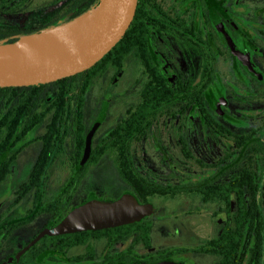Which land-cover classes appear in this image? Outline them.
<instances>
[{
    "label": "flooded vegetation",
    "instance_id": "af4514ba",
    "mask_svg": "<svg viewBox=\"0 0 264 264\" xmlns=\"http://www.w3.org/2000/svg\"><path fill=\"white\" fill-rule=\"evenodd\" d=\"M133 21L108 65L80 95L66 96L65 116L45 112L8 149L0 264H264V0H138ZM220 65L227 72L213 91ZM108 69L110 92L90 94L92 86L107 91L99 86ZM52 123L61 127L50 133ZM34 144L28 174L12 182L18 157ZM38 161H67L70 174L53 184L47 170L31 175ZM102 165L123 181L112 201L130 195L151 212L125 225L48 233L97 198L101 182L87 174ZM161 199H173L175 209L158 214L156 237L151 216ZM165 213L174 215L172 229Z\"/></svg>",
    "mask_w": 264,
    "mask_h": 264
},
{
    "label": "water",
    "instance_id": "95a60500",
    "mask_svg": "<svg viewBox=\"0 0 264 264\" xmlns=\"http://www.w3.org/2000/svg\"><path fill=\"white\" fill-rule=\"evenodd\" d=\"M137 2L98 0L73 20L21 35L12 42L0 41V88L48 83L91 68L123 37L134 18ZM215 23L221 27L217 19ZM90 137L83 159L90 150ZM150 212V205H139L130 195L111 202L91 200L72 210L47 232L59 234L115 227L139 221ZM131 264L176 263L138 261Z\"/></svg>",
    "mask_w": 264,
    "mask_h": 264
},
{
    "label": "trees",
    "instance_id": "16d2710c",
    "mask_svg": "<svg viewBox=\"0 0 264 264\" xmlns=\"http://www.w3.org/2000/svg\"><path fill=\"white\" fill-rule=\"evenodd\" d=\"M27 1L21 0L20 4L16 6H10L8 2H6V6L0 5V15L3 17L0 19L1 42H12L21 35L39 32L73 20L98 2V0H52L47 9L34 10L33 13L25 16L21 23H14L8 18V15L24 9ZM134 22L132 20L118 45L127 39L132 30L131 25L133 26ZM114 48L91 68L78 74L33 86L0 88V182L7 176L10 168L7 163L10 157H7L8 149L15 147L18 138L28 135L45 116V112H54L56 113L55 117L65 116L64 112L69 111V107L65 106L66 96L80 95L83 91V82L84 86H87L101 68L108 65ZM53 92H56L57 96L55 103L44 107L43 110L41 107L44 106L46 97ZM49 126L50 124L47 126V132L50 129ZM51 126L54 129L52 131L50 129V133L55 131L56 127H61L56 123H52ZM44 153L46 152L43 149L41 155ZM46 169V164H40L38 161L33 167L31 175H42L46 172ZM126 169L124 174H127Z\"/></svg>",
    "mask_w": 264,
    "mask_h": 264
},
{
    "label": "rangeland",
    "instance_id": "374dc122",
    "mask_svg": "<svg viewBox=\"0 0 264 264\" xmlns=\"http://www.w3.org/2000/svg\"><path fill=\"white\" fill-rule=\"evenodd\" d=\"M52 0H31L30 5H27L24 9L19 10L15 13L9 14L8 18L10 20H12L14 23H21L25 16L31 14L34 12V10H43L44 8L47 9L48 6H50ZM3 18L0 15V19ZM220 72H227V69L224 67V65H220ZM223 72H221V77H216V83H214V89L213 91H215V89L217 88L216 84L222 83V77L224 78ZM228 77L230 78V74H227ZM226 75V76H227ZM113 76V71H110L109 69L106 71V73L104 74V76L102 77V80L100 81L101 85L99 86L100 88H105L107 89L106 92H104L103 90H98L97 88L93 86L90 90V94L93 95H101V97H104L108 94V92H110L109 89V83L111 81V78ZM121 86L123 87L124 91H126L125 88H127L125 86V83L120 82ZM125 93V92H124ZM127 93H131L129 90L127 91ZM119 100H122L121 97H119ZM118 107H116V109H110L108 114L109 119H113L118 112L122 111L121 107H122V102L117 104ZM38 148V144H34L32 146L29 147V150H27V152H23L22 154H20V156L18 157V161L15 164L14 167V171H13V178H12V182H14L15 180H17L19 178L20 175L23 174H28V171L31 168V163H32V159L35 157V152L36 149ZM107 159L109 161V159H112V155H107ZM29 165V166H28ZM70 169H71V165L68 164L67 161L64 162H57L54 165H51L49 167H47V175L50 177V181L54 182L58 181L60 179H62V177L67 176L70 174ZM87 176H91V177H98L97 180H99L101 183H103V187H99V185H102L101 183H96L97 185H95L94 187L97 188L96 189V194H97V198H93L94 200H99V201H105V202H110L112 201L114 198L117 197V195L120 192V185L121 183H123V181L120 179V182L118 181V179L116 177H114L113 175V170H110V168H107L106 166L102 165L99 167H93L89 169V172L87 174ZM90 177L89 179H87V186L85 188V192L83 191V188L81 189L80 193L77 195V200H81L85 198V193H86V189L88 187V181H90ZM12 184V183H11ZM7 187H5V185H1L0 186V192H2L3 190H6ZM93 189V188H92ZM155 206H156V214L154 216H151V219L157 222V224L159 226H156V228L154 229V234L156 235V237H160L161 236V228L162 226H160L161 224L158 223L157 218H158V214L160 212H164V210H169L170 212H174L175 209V201L173 199H161V200H155ZM172 213H168V214H164V218L166 223H171V221H173V217L174 215ZM167 227V226H166ZM160 228V229H159ZM168 229H172V223L169 225V227H167ZM172 239V237H169ZM170 239V243H172L173 241Z\"/></svg>",
    "mask_w": 264,
    "mask_h": 264
}]
</instances>
